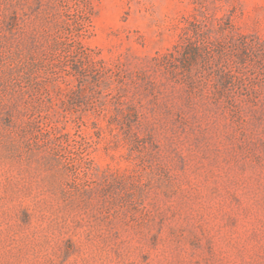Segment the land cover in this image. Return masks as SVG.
<instances>
[{
	"label": "rangeland",
	"instance_id": "374dc122",
	"mask_svg": "<svg viewBox=\"0 0 264 264\" xmlns=\"http://www.w3.org/2000/svg\"><path fill=\"white\" fill-rule=\"evenodd\" d=\"M0 264H264V0H0Z\"/></svg>",
	"mask_w": 264,
	"mask_h": 264
}]
</instances>
